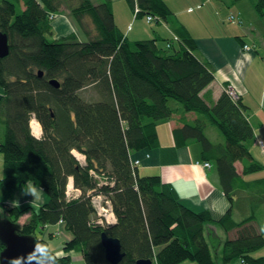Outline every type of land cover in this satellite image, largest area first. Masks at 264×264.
I'll return each instance as SVG.
<instances>
[{"label":"trees","instance_id":"1","mask_svg":"<svg viewBox=\"0 0 264 264\" xmlns=\"http://www.w3.org/2000/svg\"><path fill=\"white\" fill-rule=\"evenodd\" d=\"M126 1L132 10L137 6L136 16L167 24L176 41L174 36L129 41L115 25L112 0H0V33L9 44L8 55L0 58V218L18 223L30 213L18 233L35 238L61 222L71 235L64 253H80L84 264H110L100 243L102 232L119 240L124 254L120 264L140 259L154 264H264V257H252L264 246V236L251 218L236 223L230 209L214 220L210 211L190 208L159 176L138 173L132 154L158 147L157 126L177 116L175 145L200 143L201 162L211 165L231 203L244 187L242 175L261 167L250 153L254 130L241 98L234 101L226 91L212 104L202 98L214 72L196 56L194 39L174 13L163 0ZM63 7L86 41L72 32L52 39V20ZM253 8L264 18V0H255ZM86 22L90 29L84 28ZM49 80H57L59 88ZM33 118L42 129L39 139L29 127ZM211 128L223 142L207 137ZM73 151L84 156V165ZM240 163L242 172L236 168ZM94 175L113 186L98 189ZM69 178L82 190V196L70 201L65 194ZM29 182L43 190L44 203L37 209L5 208ZM92 191L110 199L115 225L94 223ZM207 225L225 232L237 229V237L211 251ZM3 248L0 244V252ZM45 256L56 264L71 263L68 254Z\"/></svg>","mask_w":264,"mask_h":264},{"label":"crops","instance_id":"2","mask_svg":"<svg viewBox=\"0 0 264 264\" xmlns=\"http://www.w3.org/2000/svg\"><path fill=\"white\" fill-rule=\"evenodd\" d=\"M115 1L112 0V10L114 12V22L116 23ZM193 1L194 8H197L200 0ZM234 7L239 15H242V10L238 6ZM187 8V10L182 9L174 12L176 22L184 26L194 39L197 47L196 56L210 65L215 78L210 86L201 93V96L206 102L212 104L222 92L226 91L225 88H231L238 98H241L242 104L246 107V118L254 130V143L250 148V153L253 161L261 168L252 174L242 175L244 187L232 196L233 202L231 203L220 189L218 177L213 169L207 170L201 165V148L192 146V142L181 147L175 145L172 130L178 125L177 119L179 116L157 126L158 147L133 153L132 159L139 161L138 173L140 175L159 176L161 182L169 184L179 198L190 208L208 210L214 220L222 218L228 210L232 209V218L236 223L251 218L253 226L264 236V156L261 154L258 145L259 141H264V60L262 59L264 33H257L259 39L256 40L250 37L249 34L250 30L254 32L252 27L244 26V24L218 27L214 29L215 33H213L209 25L198 27L196 20L189 21V19L182 18V16L189 15L190 11L188 10H191L192 6L190 5ZM126 9H128L126 6L122 9L123 15V11ZM130 9L132 10V8ZM126 16L130 17L129 12ZM55 22L57 28L63 30V21L56 20L53 23ZM248 22L252 24L250 26L255 23L253 19ZM161 25L163 29L158 28L160 32L153 31L146 36L152 37V39H172L174 34L168 25L164 23ZM54 27L53 29L56 31ZM129 29V27H126L125 31H122L128 40L129 34L135 37L139 35L138 31L133 32ZM160 33L164 34V37ZM65 34H62V36H65ZM244 37L250 38L251 41L244 39ZM135 41L140 40L135 39ZM244 45L251 46L252 50H243ZM0 95H2V91H0ZM187 116L189 119L194 118L191 115ZM211 131L214 130L211 128ZM242 167L243 164L241 163L236 165L238 172H242ZM251 189L256 191L255 195L251 194ZM38 196L39 199L34 198V200H31V198L23 201L17 200L15 202L16 206L20 207L22 204V206H32L36 209L45 201L43 192H38ZM0 201H2L1 191ZM24 216H27V218H22ZM24 216L20 217L19 223L21 225L25 224L29 218L28 214ZM49 227H55V231L59 235H63L65 240L71 239L69 232L64 233L63 224ZM204 234L208 243L218 251L226 239L233 240L237 237V229L225 232L218 226L207 225ZM67 254L71 258L70 264L74 262L84 264L78 253L69 252ZM67 254L64 253L62 247V251L54 254V256L62 257ZM252 257H264V246L254 252ZM234 264L243 263L237 261Z\"/></svg>","mask_w":264,"mask_h":264},{"label":"rangeland","instance_id":"3","mask_svg":"<svg viewBox=\"0 0 264 264\" xmlns=\"http://www.w3.org/2000/svg\"><path fill=\"white\" fill-rule=\"evenodd\" d=\"M163 1L165 2L166 5L169 4L168 5L170 7L169 9H171L173 13L180 11L182 9L187 10L188 9L187 7H190L191 5L192 9L188 10L190 11L189 15L182 16V18L189 19V21L196 20L198 27L209 25L212 28L213 33H215L214 29L218 27L222 28L225 26H232V25L237 26V25H243V24L244 26L252 27L254 32L250 30L249 34H250V37L256 40L259 39L257 33H264V18L258 17L254 12L253 4L255 0H242L237 3H233L230 0H200L198 2L197 8H194L195 4H193L194 3L193 0H163ZM94 2L99 3L100 0H94ZM125 6L128 9L123 11L124 12V15H123L122 9L125 8ZM234 6H238L242 10L241 11L242 15H239V13L236 11ZM130 8L131 7L129 6L128 2L125 0L115 1V5H114L115 17H116L115 25L117 26V28L121 32L125 31L126 27H129L130 28L129 30L133 32L135 31L139 32V35L136 37L129 34V41L134 42L135 39H139V40H149L148 38L152 39V37H148L146 35H148L149 33H152L153 31L160 32V29H163V26L161 25L163 23H157L155 21H153L152 23L147 22V16H144V15L136 16V14H134V11H133L134 9L131 10ZM127 12H129V16H130L129 18L126 16ZM56 16L57 18L53 19L52 22L56 20H61L63 21L64 27H63V30H59L57 28L58 26L56 25V22L53 23V27L55 26L54 28H56V31L53 30L52 39L60 38L59 36L63 37L62 34L66 33L65 35H67V33L69 32L76 34L77 38L80 41H86L88 39L81 32L80 28L78 27V23H76L75 20L71 17L69 10L66 7H63L62 12ZM231 16L234 17L233 20L229 19ZM252 19L254 20L255 23L253 24V26H250L252 24H250L248 21ZM92 27H93L92 29H94L93 25ZM84 28L90 29L91 26L89 27V23L86 22V25H84ZM160 34L162 37H164V34L162 33ZM126 35H127V31H126ZM132 37H135V38H132ZM244 39L251 41L250 38L244 37ZM230 89L231 88H225L227 92ZM0 91H2L1 87H0ZM81 96L84 97L85 99H88V96L84 93L81 94ZM206 135L213 142H216V143L223 142V138L216 132V130L214 131L209 130ZM260 142H264V141H260ZM192 146H197L198 148H201L200 143H197V142H192ZM2 171H3V159H2V156H0V178L3 177ZM27 185L28 184L25 185L24 190L18 191L16 195L17 197H15L12 202L6 203V206L4 207L9 208L11 206L16 205L15 202L17 200L23 201L24 199H30V198L31 200H34V198L31 195L23 193L27 191ZM22 207H25V206H22L21 204L20 208ZM29 207H32V206H29ZM27 214L30 216V213H27ZM25 217L27 218V216H24L22 218H25ZM19 222H20V219L18 223ZM19 224L21 225V223ZM100 226L104 227V225H100ZM43 230L41 231V233L40 231L39 233H36V237L38 239H41L43 242H45L46 253L52 255V254H57L58 252L62 251L63 244L67 241L65 240V237L63 235H59L55 231V227H48L44 231ZM64 233H67L66 229H64ZM209 245H210L211 251H213V246L211 244ZM81 259H82V256H81ZM72 264H78V263L74 262ZM179 264H198V263L195 261H184Z\"/></svg>","mask_w":264,"mask_h":264},{"label":"water","instance_id":"4","mask_svg":"<svg viewBox=\"0 0 264 264\" xmlns=\"http://www.w3.org/2000/svg\"><path fill=\"white\" fill-rule=\"evenodd\" d=\"M9 53L8 38L0 33V58ZM43 73L38 72L41 78ZM48 84L59 88L57 80H49ZM19 223L0 218V244L4 247L0 252V264H56L51 256H45L46 244L36 240L34 236L20 235ZM100 243L104 250L105 259L110 264H120L124 254L118 239L108 237L105 232L100 234ZM15 261L13 262V260ZM135 264H154L150 259H140Z\"/></svg>","mask_w":264,"mask_h":264},{"label":"built area","instance_id":"5","mask_svg":"<svg viewBox=\"0 0 264 264\" xmlns=\"http://www.w3.org/2000/svg\"><path fill=\"white\" fill-rule=\"evenodd\" d=\"M134 14H137L139 12L137 6H134ZM53 18V17H52ZM230 20H233L234 17L231 16L229 18ZM228 19V20H229ZM155 19L152 18V16H147V22H153ZM174 40L176 41V38H174ZM251 46L249 45H244L243 46V50L248 51L251 50ZM227 92V91H226ZM228 95L234 100L236 101L238 99L237 94L233 91V90H229ZM261 154L264 156V142H258ZM74 156L77 158V160L84 165V156L80 155V154H74ZM134 165L137 166L139 165V161L134 160ZM201 165L205 168V169H210L211 165L208 162H202ZM93 174V173H92ZM95 176V175H94ZM95 178L97 179L98 183H97V188L100 189L102 187V185H106V186H113V183L108 181L106 178H102L99 179L98 177L95 176ZM69 182L71 183V186H67V190H66V198L68 201L70 200H74L80 197V195L77 194V190L73 188L71 179L69 180ZM90 196V202L92 204V207L94 208L95 214L100 210L102 202L104 200V198H106L103 194L101 193H95V191H92L90 193H88ZM101 217L104 218V220L99 221L98 219L94 220L95 224L98 225H104V227H109V226H113L116 223V219H115V215L114 212L112 210V206L111 204H107V207L105 209V212L100 214ZM104 221L106 222L107 226L104 224Z\"/></svg>","mask_w":264,"mask_h":264},{"label":"bare ground","instance_id":"6","mask_svg":"<svg viewBox=\"0 0 264 264\" xmlns=\"http://www.w3.org/2000/svg\"><path fill=\"white\" fill-rule=\"evenodd\" d=\"M29 127H30V130H31L32 135H33L36 139L41 138V135H42V129H41L40 124L38 123V121H37L35 118H33V119L30 121V123H29ZM75 153L77 154V152L73 151V154H75ZM91 173H92V172H91ZM70 179H71V178H69V180H70ZM69 180H68L67 185H66L65 194H66L67 186H71V183L69 182ZM71 182H72V185H73V181H72V179H71ZM73 188L77 190V194H78V195L82 196V190H81V189L74 187V185H73ZM104 196H105V195H104ZM105 197H106V198H104L100 210L95 214V219H98L99 221L104 220V218L101 217L100 214L103 213V212H105V209H106V207H107V204H111L110 199H109L107 196H105ZM115 219H116V221H117V217H116V215H115ZM59 224H62V223L60 222ZM104 224L107 226V224H106L105 221H104ZM115 224H116V223H115ZM74 253H78V252H74ZM78 254H80V253H78Z\"/></svg>","mask_w":264,"mask_h":264},{"label":"clouds","instance_id":"7","mask_svg":"<svg viewBox=\"0 0 264 264\" xmlns=\"http://www.w3.org/2000/svg\"><path fill=\"white\" fill-rule=\"evenodd\" d=\"M42 191L43 190L41 188H38L37 186L29 182L27 185V191L23 193L31 195L33 198L39 199L38 192H42ZM14 261L15 259L13 260V262Z\"/></svg>","mask_w":264,"mask_h":264},{"label":"flooded vegetation","instance_id":"8","mask_svg":"<svg viewBox=\"0 0 264 264\" xmlns=\"http://www.w3.org/2000/svg\"><path fill=\"white\" fill-rule=\"evenodd\" d=\"M45 244V242H43Z\"/></svg>","mask_w":264,"mask_h":264}]
</instances>
